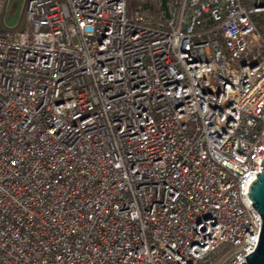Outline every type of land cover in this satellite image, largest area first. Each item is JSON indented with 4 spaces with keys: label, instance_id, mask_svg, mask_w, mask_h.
<instances>
[{
    "label": "built area",
    "instance_id": "obj_1",
    "mask_svg": "<svg viewBox=\"0 0 264 264\" xmlns=\"http://www.w3.org/2000/svg\"><path fill=\"white\" fill-rule=\"evenodd\" d=\"M7 1L0 264L247 262L264 0Z\"/></svg>",
    "mask_w": 264,
    "mask_h": 264
},
{
    "label": "water",
    "instance_id": "obj_2",
    "mask_svg": "<svg viewBox=\"0 0 264 264\" xmlns=\"http://www.w3.org/2000/svg\"><path fill=\"white\" fill-rule=\"evenodd\" d=\"M162 1L166 9V14L169 17L170 14L166 0ZM262 166L264 167V159ZM257 176L258 177L250 184L249 195L254 202V207L262 216L263 224L257 248L253 253L246 257L247 262L242 264H264V168L259 174H257Z\"/></svg>",
    "mask_w": 264,
    "mask_h": 264
},
{
    "label": "rangeland",
    "instance_id": "obj_3",
    "mask_svg": "<svg viewBox=\"0 0 264 264\" xmlns=\"http://www.w3.org/2000/svg\"><path fill=\"white\" fill-rule=\"evenodd\" d=\"M140 1V0H138ZM25 0H8L5 8L3 26L13 27L24 25V9ZM137 3V0L132 3V7Z\"/></svg>",
    "mask_w": 264,
    "mask_h": 264
},
{
    "label": "trees",
    "instance_id": "obj_4",
    "mask_svg": "<svg viewBox=\"0 0 264 264\" xmlns=\"http://www.w3.org/2000/svg\"><path fill=\"white\" fill-rule=\"evenodd\" d=\"M136 0H129V7H132V3L135 2ZM138 2V0H137Z\"/></svg>",
    "mask_w": 264,
    "mask_h": 264
}]
</instances>
